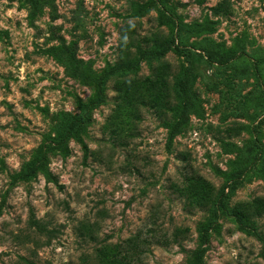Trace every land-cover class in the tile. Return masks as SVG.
I'll use <instances>...</instances> for the list:
<instances>
[{
	"label": "rangeland",
	"instance_id": "rangeland-1",
	"mask_svg": "<svg viewBox=\"0 0 264 264\" xmlns=\"http://www.w3.org/2000/svg\"><path fill=\"white\" fill-rule=\"evenodd\" d=\"M42 1L0 0V264H264V0Z\"/></svg>",
	"mask_w": 264,
	"mask_h": 264
},
{
	"label": "trees",
	"instance_id": "trees-1",
	"mask_svg": "<svg viewBox=\"0 0 264 264\" xmlns=\"http://www.w3.org/2000/svg\"><path fill=\"white\" fill-rule=\"evenodd\" d=\"M30 6L32 8L33 13H38L40 11V9L46 5L47 3L42 1V0H29ZM159 54H163V52H160ZM216 62H219L221 64H228L230 63V61L232 60V57L230 56H221L219 59H215ZM115 71H111L109 73V75L113 74ZM179 93L180 96L184 99L183 100V108H182V112H181V116L180 118L169 127V140L171 141L174 137H176L181 130L187 125L188 122V118H187V112H193L195 114H197L198 116L201 115V109L198 105V103L196 101H194L192 98H190L188 90H187V86L185 83H182L179 87ZM100 95V93H99ZM100 102V101H99ZM97 102V103H99ZM95 105H90L89 107L85 108V106L83 107V111H87L90 110V108H93ZM256 108H260L264 111V99L263 98H259L257 100V103L255 104ZM88 118L83 116L81 119H79L76 123H70L67 127V131L70 135L73 136V138H77L79 139V129L81 128V125H87L88 124ZM227 150L229 153L232 152V149L228 146H226ZM256 156L254 158V162L258 161L261 157V153H262V148L261 145L259 144V142H256ZM36 172V167H32L29 169L28 171V176H32L34 175ZM247 169L241 171L239 174L241 176H243L244 174H246ZM224 195H222L223 197ZM220 208H224V205L221 201H219V205ZM32 226L33 227H38V223L35 221H32ZM216 228V224H211L208 227L204 228L199 235V246L196 248V250L193 252L190 260H189V264H204V258L205 255L208 251V245L210 242V236L212 231H214ZM256 238L258 239V241H260L263 246H264V237L261 235L256 234Z\"/></svg>",
	"mask_w": 264,
	"mask_h": 264
}]
</instances>
